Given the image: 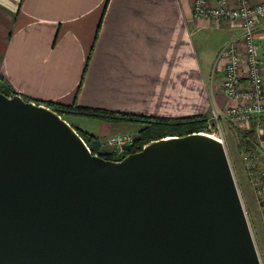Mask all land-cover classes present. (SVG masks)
<instances>
[{
    "label": "water",
    "instance_id": "obj_1",
    "mask_svg": "<svg viewBox=\"0 0 264 264\" xmlns=\"http://www.w3.org/2000/svg\"><path fill=\"white\" fill-rule=\"evenodd\" d=\"M0 264H261L222 142L169 136L119 161L0 93Z\"/></svg>",
    "mask_w": 264,
    "mask_h": 264
},
{
    "label": "crops",
    "instance_id": "obj_2",
    "mask_svg": "<svg viewBox=\"0 0 264 264\" xmlns=\"http://www.w3.org/2000/svg\"><path fill=\"white\" fill-rule=\"evenodd\" d=\"M191 10L192 0H0V77L34 103L152 118L206 116L226 104L224 60L205 66L195 36L226 29L227 44L239 28L193 19ZM254 34L264 38V18ZM96 123L88 133L100 140L130 129Z\"/></svg>",
    "mask_w": 264,
    "mask_h": 264
},
{
    "label": "built area",
    "instance_id": "obj_3",
    "mask_svg": "<svg viewBox=\"0 0 264 264\" xmlns=\"http://www.w3.org/2000/svg\"><path fill=\"white\" fill-rule=\"evenodd\" d=\"M191 16L217 25L236 23L239 28L217 58L224 60L220 90L227 105L209 111L204 134L223 143L224 123L240 135L238 147L244 171L261 201L264 216V38L254 36L264 18V0H192ZM132 142L131 136L113 135L100 140V151L122 158Z\"/></svg>",
    "mask_w": 264,
    "mask_h": 264
},
{
    "label": "rangeland",
    "instance_id": "obj_4",
    "mask_svg": "<svg viewBox=\"0 0 264 264\" xmlns=\"http://www.w3.org/2000/svg\"><path fill=\"white\" fill-rule=\"evenodd\" d=\"M230 36H231V33H229V30H226V29L216 30L215 28L209 29V30H202L200 35L196 34L195 36L196 37V51H197V56L199 60L201 61L200 56H201V52H203V56H204L203 60H204L205 66L209 67V69L211 68L213 69V65L216 67L218 53L220 52L221 48L226 45L225 42L230 38ZM202 65H203V61H202ZM208 79L209 78L207 77V83H208ZM225 103L226 104H224L222 108L227 105V102ZM211 109L212 108H210L209 111ZM209 111L207 112L206 116L209 114ZM62 119H64L67 123H69V125H71V127L74 128L78 134L85 133V134L92 135L97 138V136L93 134H89L88 131L91 132L95 129L96 130L98 129V125L96 123V121L98 120L95 121V119L78 117V116L64 117ZM99 122H103V121H99ZM103 123H108V122H103ZM122 123H126L130 126V129L127 131H124V128L122 129L124 133L134 132L136 135L138 134L139 130L142 129L144 126L139 123H130V122L128 123L122 122ZM110 124H113V123H110ZM221 129L223 132V145H224L227 158H228V161L231 167V171H232L233 178H234V181L237 187V191L241 199L243 210L245 212L247 222H248V225H249L252 237H253L255 248H256L260 263L264 264L263 206L261 204V201L258 195L254 191L251 185V182L249 181V179L247 178V175L245 174L246 172L244 171V162L242 161L239 148H237L239 146L238 133L234 130L233 127L227 126L224 123H223V128ZM118 131L119 130H117V134H114V135L124 134L123 132H118ZM111 136L113 135L111 134ZM111 136H108V137H111ZM128 136H131V135H128ZM131 137L134 139L133 136ZM104 139L105 138H103L102 140Z\"/></svg>",
    "mask_w": 264,
    "mask_h": 264
},
{
    "label": "trees",
    "instance_id": "obj_5",
    "mask_svg": "<svg viewBox=\"0 0 264 264\" xmlns=\"http://www.w3.org/2000/svg\"><path fill=\"white\" fill-rule=\"evenodd\" d=\"M0 93L7 97L16 95V93L10 88L9 85H7L2 77H0ZM23 99L25 101H30L25 97H23ZM37 104H43L49 107L62 118L78 116L108 123L130 122L144 125L143 128L140 129L138 134L134 137L132 145L127 150L128 154L139 152L145 144L153 140H158L168 136H185L191 133H204L207 131L206 116L202 115L167 119L145 117L101 109L82 108L76 106L75 104L63 105L51 102H37ZM79 134L93 155H97L105 160L110 161H119L124 158L122 157L115 159L112 157V155L101 152L99 138L85 133ZM238 136L240 137L239 134Z\"/></svg>",
    "mask_w": 264,
    "mask_h": 264
},
{
    "label": "bare ground",
    "instance_id": "obj_6",
    "mask_svg": "<svg viewBox=\"0 0 264 264\" xmlns=\"http://www.w3.org/2000/svg\"><path fill=\"white\" fill-rule=\"evenodd\" d=\"M207 136H210V135H207ZM211 138H213V139H215V140H217V141H219L217 138H215V137H213V136H210Z\"/></svg>",
    "mask_w": 264,
    "mask_h": 264
}]
</instances>
